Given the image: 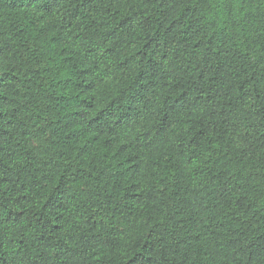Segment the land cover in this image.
<instances>
[{
    "label": "trees",
    "instance_id": "trees-1",
    "mask_svg": "<svg viewBox=\"0 0 264 264\" xmlns=\"http://www.w3.org/2000/svg\"><path fill=\"white\" fill-rule=\"evenodd\" d=\"M0 264H264V0H0Z\"/></svg>",
    "mask_w": 264,
    "mask_h": 264
}]
</instances>
